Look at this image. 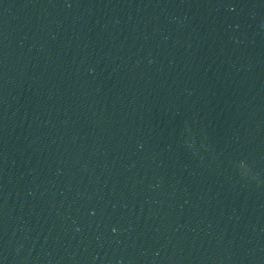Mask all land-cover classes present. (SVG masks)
Masks as SVG:
<instances>
[{
  "label": "water",
  "instance_id": "water-1",
  "mask_svg": "<svg viewBox=\"0 0 264 264\" xmlns=\"http://www.w3.org/2000/svg\"><path fill=\"white\" fill-rule=\"evenodd\" d=\"M0 264H264V0H0Z\"/></svg>",
  "mask_w": 264,
  "mask_h": 264
}]
</instances>
